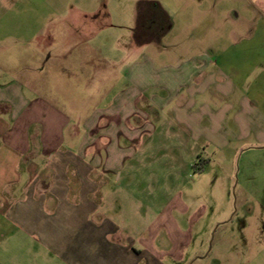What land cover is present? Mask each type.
<instances>
[{"label":"crops","instance_id":"0c3cea01","mask_svg":"<svg viewBox=\"0 0 264 264\" xmlns=\"http://www.w3.org/2000/svg\"><path fill=\"white\" fill-rule=\"evenodd\" d=\"M132 40L130 64L109 79L93 77L98 89L113 85L84 118L74 111L69 120L31 82L0 81V264H182L195 248L179 200L149 222L147 201L134 193L143 184L137 161L179 148L175 139L159 145L161 136L206 146L222 140L231 114L241 135L259 137L264 36L217 60L198 53L168 65L153 63ZM212 91L238 98L213 109ZM168 121L175 128L163 129Z\"/></svg>","mask_w":264,"mask_h":264},{"label":"rangeland","instance_id":"374dc122","mask_svg":"<svg viewBox=\"0 0 264 264\" xmlns=\"http://www.w3.org/2000/svg\"><path fill=\"white\" fill-rule=\"evenodd\" d=\"M259 33L258 0H0V81L31 82L69 120L74 111L84 118L113 85L98 89L93 77L114 76L131 63V38L153 63L168 65L251 49ZM210 94L213 109L238 98ZM260 126L259 137L241 135L231 114L222 140L206 146L161 136L159 145L174 146L175 139L179 148L148 151L137 161L143 184L134 193L147 201L149 222L176 200L189 209L182 228L196 246L182 264H264L263 120ZM164 128L175 127L168 121Z\"/></svg>","mask_w":264,"mask_h":264}]
</instances>
